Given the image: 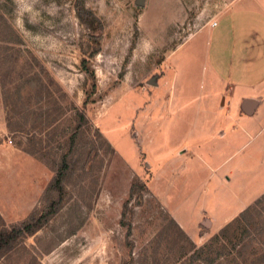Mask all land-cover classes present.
I'll use <instances>...</instances> for the list:
<instances>
[{
    "label": "rangeland",
    "instance_id": "374dc122",
    "mask_svg": "<svg viewBox=\"0 0 264 264\" xmlns=\"http://www.w3.org/2000/svg\"><path fill=\"white\" fill-rule=\"evenodd\" d=\"M197 1L0 0V233L22 225L28 231L0 264H264V196L223 236L201 229L191 240L145 188L146 164L168 153L156 155L155 147L171 139L159 129L152 145L156 125L137 121L147 120L169 88L181 108V87L189 81L195 88L206 68V33L182 44L197 29ZM214 46L215 37L211 61ZM42 87L48 95L37 96ZM12 110L48 116L32 130L39 155H29L44 171L42 192L14 156L28 141L8 131V115L13 129L18 123ZM77 127L80 141L70 148ZM183 129L177 122L172 140ZM63 155L67 168H60ZM58 173L61 193L47 195ZM136 181L144 186L132 194Z\"/></svg>",
    "mask_w": 264,
    "mask_h": 264
},
{
    "label": "crops",
    "instance_id": "0c3cea01",
    "mask_svg": "<svg viewBox=\"0 0 264 264\" xmlns=\"http://www.w3.org/2000/svg\"><path fill=\"white\" fill-rule=\"evenodd\" d=\"M197 3L202 6L197 29L182 44L206 33V68L195 88L189 81L181 87V108L169 88L171 93L147 111V120L136 123L156 125L148 134L152 145L159 129L171 139L155 147L156 155L168 153L146 164L152 171L146 186L191 240L200 239L201 229L215 234L226 228L264 196V0ZM177 122L184 126L173 137L180 139L179 146L170 135ZM14 156L23 164L22 173L35 174L33 187L42 192L44 171L27 154ZM229 202L233 209L223 213Z\"/></svg>",
    "mask_w": 264,
    "mask_h": 264
},
{
    "label": "trees",
    "instance_id": "16d2710c",
    "mask_svg": "<svg viewBox=\"0 0 264 264\" xmlns=\"http://www.w3.org/2000/svg\"><path fill=\"white\" fill-rule=\"evenodd\" d=\"M99 52V45H97L96 49H94L93 54H97ZM87 60L83 59L82 61V66L87 69L86 65H87ZM38 95L37 96H46V94L48 95L47 90H44V87H42L41 89H39L37 91ZM46 93V94H44ZM59 93L63 94L62 90L59 91ZM64 96V95H63ZM61 99L59 100H63L62 97H60ZM42 102V97H39L37 99V103ZM13 106V104H12ZM16 108V104L15 107ZM60 110L59 107H56L54 112H58ZM12 112H14V116H16L18 118V123L15 125L16 128L13 129L11 121L13 120V117H10L9 115L6 118V123H7V129L8 131L12 132V133H22L26 136V139L28 141V145L22 147V152L26 153L27 155L30 156H38L39 155V148L37 147V143L34 142V137L32 136V130H34V128L37 127V125H39L40 123H42L43 119L45 120L46 118H48V116H45L44 114H38V113H29V114H25L20 116L17 112H15V110ZM77 116L79 117L78 119L80 121L83 122V124L85 125H89L88 120L86 119V117L84 116V114L81 112L79 114H77ZM27 124L29 125V127L27 128ZM82 127H77L76 130L68 137V146L71 147H76L77 144L80 141V137L75 136V132L77 133L79 131V129H81ZM32 144V145H31ZM73 145V146H72ZM67 156L63 155L61 157V162H60V168L62 166L67 168L68 165V160L66 159ZM62 177L61 175H59V173L52 179V181H50V183L48 184V188H47V195L50 192L53 193H57L60 194L61 190H62ZM137 183L133 184L130 188V193L133 194V192H137L138 189H135L136 187L139 186H144V184L141 181H136ZM146 191L148 192L147 186L145 185ZM58 202V201H57ZM58 203L54 202H50L49 207L53 208L55 211L58 209ZM248 210L244 211L241 215L240 218H243L246 214H247ZM173 221V219H171ZM173 223L176 225V223L173 221ZM177 226V225H176ZM227 228V227H226ZM226 228L222 229L221 232L218 234V236H216L214 239H217V237L219 236H223L225 234ZM26 234H28V231L26 229L25 225H22V227L20 229H12L11 231H2L0 233V255L2 252H8L10 251L13 246L15 245V241H17V239H22Z\"/></svg>",
    "mask_w": 264,
    "mask_h": 264
},
{
    "label": "water",
    "instance_id": "95a60500",
    "mask_svg": "<svg viewBox=\"0 0 264 264\" xmlns=\"http://www.w3.org/2000/svg\"><path fill=\"white\" fill-rule=\"evenodd\" d=\"M137 5H139V6L143 5V0H137Z\"/></svg>",
    "mask_w": 264,
    "mask_h": 264
}]
</instances>
